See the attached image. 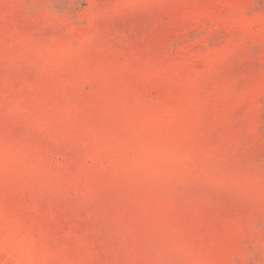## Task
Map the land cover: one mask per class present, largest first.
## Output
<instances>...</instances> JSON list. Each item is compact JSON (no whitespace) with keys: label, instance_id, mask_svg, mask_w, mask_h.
Segmentation results:
<instances>
[{"label":"rangeland","instance_id":"rangeland-1","mask_svg":"<svg viewBox=\"0 0 264 264\" xmlns=\"http://www.w3.org/2000/svg\"><path fill=\"white\" fill-rule=\"evenodd\" d=\"M0 264H264V0H0Z\"/></svg>","mask_w":264,"mask_h":264}]
</instances>
